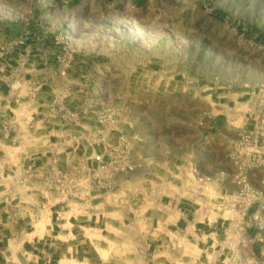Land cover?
<instances>
[{"label": "crops", "instance_id": "1", "mask_svg": "<svg viewBox=\"0 0 264 264\" xmlns=\"http://www.w3.org/2000/svg\"><path fill=\"white\" fill-rule=\"evenodd\" d=\"M46 42L22 24H0V264H230L231 257L264 264V207L242 215L214 207L218 195L235 189L228 153L238 128L223 118L207 121L196 147L174 166L144 163L138 145L144 166L118 176L113 197L95 200L88 212L10 187L15 169H45L65 149L52 104L63 92L58 49L46 51ZM210 101L222 111L234 103L225 92H212ZM247 111L243 128L252 126ZM192 168L209 179L215 197L178 186V173ZM174 184L176 192H165Z\"/></svg>", "mask_w": 264, "mask_h": 264}, {"label": "rangeland", "instance_id": "2", "mask_svg": "<svg viewBox=\"0 0 264 264\" xmlns=\"http://www.w3.org/2000/svg\"><path fill=\"white\" fill-rule=\"evenodd\" d=\"M0 24L58 49L64 108L119 106L146 164H178L212 118L241 128L243 102L264 89V0H0ZM212 92L229 93L231 109L214 106ZM190 172L178 173L179 187Z\"/></svg>", "mask_w": 264, "mask_h": 264}, {"label": "built area", "instance_id": "3", "mask_svg": "<svg viewBox=\"0 0 264 264\" xmlns=\"http://www.w3.org/2000/svg\"><path fill=\"white\" fill-rule=\"evenodd\" d=\"M56 61L57 74L63 77V61L59 57ZM52 104L60 119L61 143L65 149L57 153L45 169L32 164L15 169L9 179L10 187L24 188L38 193L44 200L51 198L56 203L67 207L76 205L88 212L94 208L95 200L113 197L118 176L144 166L135 157V149L143 139L137 133L127 134L121 129L117 106L104 104L73 111L64 108L58 96ZM246 104L245 115L252 126L238 128L237 138L228 153L234 169L235 189L218 195L214 203L217 210L238 215L253 205L264 207V89L254 90ZM80 148L82 153L78 154ZM190 171L192 177H186L185 191H196L203 196L205 178L194 168ZM230 264L248 263L231 257Z\"/></svg>", "mask_w": 264, "mask_h": 264}, {"label": "bare ground", "instance_id": "4", "mask_svg": "<svg viewBox=\"0 0 264 264\" xmlns=\"http://www.w3.org/2000/svg\"><path fill=\"white\" fill-rule=\"evenodd\" d=\"M244 104H245V107H247V104H246V103H244ZM244 112H245V111H244ZM244 112H243V113H244ZM243 113H242V117H243Z\"/></svg>", "mask_w": 264, "mask_h": 264}, {"label": "trees", "instance_id": "5", "mask_svg": "<svg viewBox=\"0 0 264 264\" xmlns=\"http://www.w3.org/2000/svg\"><path fill=\"white\" fill-rule=\"evenodd\" d=\"M260 38H263L264 39V37H260Z\"/></svg>", "mask_w": 264, "mask_h": 264}]
</instances>
